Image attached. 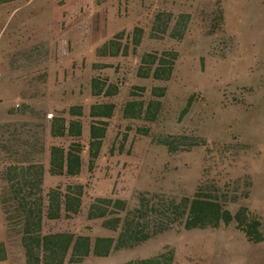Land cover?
<instances>
[{"label": "rangeland", "instance_id": "rangeland-1", "mask_svg": "<svg viewBox=\"0 0 264 264\" xmlns=\"http://www.w3.org/2000/svg\"><path fill=\"white\" fill-rule=\"evenodd\" d=\"M171 18L168 30L152 34L155 15ZM187 14L182 38L171 35ZM142 29L138 44L135 29ZM182 28V23L178 30ZM112 41V44L109 42ZM177 52L172 74L155 79L142 63L145 53ZM113 85L114 94L94 95L91 80ZM154 87H165L163 96ZM161 101L154 120L123 114L128 100ZM94 103H113L110 118L90 117ZM81 106L82 114H70ZM186 111L184 112V109ZM79 119L81 136L51 133L54 118ZM97 156L90 154V125L104 126ZM188 134L205 144L170 151L161 139ZM78 143L77 175L50 171V148ZM40 164L43 202L52 189L83 186L77 213H45L42 233L116 237L118 232L89 219L97 197L137 204L141 193L192 196L200 181H215L221 193L242 191L241 206L260 221L262 241H250L236 221L217 228L182 226L132 248L93 254L80 264H122L165 253L171 264H264V0H15L0 4V264H25L23 214L6 177L9 166ZM239 182L235 184L236 180ZM25 192H28L26 189ZM30 199L39 194L33 191ZM64 264H68V258Z\"/></svg>", "mask_w": 264, "mask_h": 264}, {"label": "trees", "instance_id": "trees-1", "mask_svg": "<svg viewBox=\"0 0 264 264\" xmlns=\"http://www.w3.org/2000/svg\"><path fill=\"white\" fill-rule=\"evenodd\" d=\"M15 0H0V4ZM163 12L155 15L152 25V34L168 30L170 17L163 20ZM189 15L182 14L172 29L171 35L182 38L186 21ZM182 23V28L178 30ZM142 29L137 27L134 33L136 44L140 42ZM113 42L110 41L109 44ZM177 52L163 51L161 54L145 53L142 63H148L147 71L139 69L141 77H148L152 72L155 79L167 80L170 78ZM92 93L94 95L116 93L113 85L101 84L96 77L91 80ZM165 87H154V95L163 96ZM161 101L151 99L128 100L123 107V114L128 118H140L144 116L148 120H154L160 109ZM115 105L113 103H94L90 107V117L110 118L113 115ZM70 114L80 116L81 106L70 107ZM186 108L184 109V112ZM104 126L90 125V154L97 156L101 146V139L105 132L107 121L100 120ZM82 122L79 119L54 118L51 133L54 136L65 134L81 136ZM205 139L188 134L168 135L161 139L170 151L181 148H192L205 144ZM78 143L71 144L68 149L53 145L50 148V171L54 174L77 175L82 168V158ZM44 176L43 166L30 164L27 166H9L6 171L7 181L11 192L22 214V245L25 249V264H64L68 258V264H80L90 254L98 257L108 256L112 251L132 248L141 243L156 238L157 236L182 226L185 230L217 228L221 224L228 225L236 221L237 227L245 232L246 237L253 242L262 241L260 221L248 210L241 206L236 213L227 208V204L236 203L240 197L247 198L250 194L252 181L245 177V185L240 190L236 185L231 195L221 193L220 187L215 181L202 180L196 187L192 196L165 197L159 194L149 195L141 193L137 204L129 206L127 200L112 197H97L89 205L87 216L89 219H102V226L118 232L116 237L74 234L72 232L42 233L43 216L50 219L60 217L62 211L77 213L82 204L83 186L77 184L69 186L65 192L52 189L47 194L46 205L43 202L42 182ZM239 182L236 180L235 184ZM28 189V192H25ZM33 191L39 194L37 199H30ZM6 256L5 246L0 243V260ZM172 256L165 253L147 258H137L122 264H171Z\"/></svg>", "mask_w": 264, "mask_h": 264}]
</instances>
